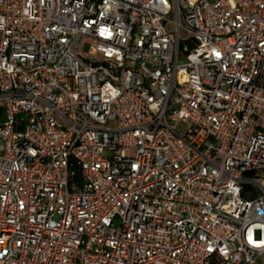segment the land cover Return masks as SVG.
I'll list each match as a JSON object with an SVG mask.
<instances>
[{
    "label": "built area",
    "instance_id": "built-area-1",
    "mask_svg": "<svg viewBox=\"0 0 264 264\" xmlns=\"http://www.w3.org/2000/svg\"><path fill=\"white\" fill-rule=\"evenodd\" d=\"M0 264H264V0H0Z\"/></svg>",
    "mask_w": 264,
    "mask_h": 264
},
{
    "label": "rangeland",
    "instance_id": "rangeland-1",
    "mask_svg": "<svg viewBox=\"0 0 264 264\" xmlns=\"http://www.w3.org/2000/svg\"><path fill=\"white\" fill-rule=\"evenodd\" d=\"M6 119V112L4 111L3 114L0 116V121H3Z\"/></svg>",
    "mask_w": 264,
    "mask_h": 264
},
{
    "label": "water",
    "instance_id": "water-1",
    "mask_svg": "<svg viewBox=\"0 0 264 264\" xmlns=\"http://www.w3.org/2000/svg\"><path fill=\"white\" fill-rule=\"evenodd\" d=\"M0 112H1V110H0Z\"/></svg>",
    "mask_w": 264,
    "mask_h": 264
}]
</instances>
